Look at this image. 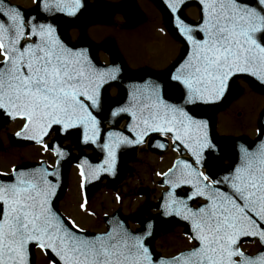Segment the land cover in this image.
Wrapping results in <instances>:
<instances>
[{"label":"snow or ice","instance_id":"snow-or-ice-1","mask_svg":"<svg viewBox=\"0 0 264 264\" xmlns=\"http://www.w3.org/2000/svg\"><path fill=\"white\" fill-rule=\"evenodd\" d=\"M37 3L44 13L68 16L82 6L81 0ZM200 4L199 38L193 29L177 25L190 45L187 58L170 77L182 89L183 104L166 102L157 87L148 86L133 111H112L113 117L129 112L133 123L127 131L135 139L108 132L104 163L91 174L111 172L115 149L121 144L141 143L150 132L170 135L175 150L182 146L181 155L189 159L163 173L169 192L161 208L164 215L190 224L189 238L195 246L159 264H264V250L249 258L238 249L241 236L258 238L264 245V141L252 151L241 147L240 163L216 179L211 173L217 163L216 146L207 124L187 107L219 99L237 73L264 83V0H256L255 6L246 0H200ZM169 6L176 10L174 4ZM0 58V112L23 121L17 137L49 150L51 145L44 140L53 130L67 133L79 128L83 143H97L101 129L94 110L101 108L102 86L116 79L117 69H97L84 51L66 46L51 24L25 20L6 0L0 3ZM55 154L63 155L59 148ZM78 167L83 187L88 174L83 164ZM55 175V169H13L9 182L0 181V264H30L32 245L49 255L50 264H156L142 236L118 223L95 237L78 234L73 222H65L54 211L51 198L56 188L49 177ZM185 186L191 191L181 198L176 190ZM200 198L206 202L196 208L188 203Z\"/></svg>","mask_w":264,"mask_h":264},{"label":"rangeland","instance_id":"rangeland-1","mask_svg":"<svg viewBox=\"0 0 264 264\" xmlns=\"http://www.w3.org/2000/svg\"><path fill=\"white\" fill-rule=\"evenodd\" d=\"M23 5H29V0H11ZM187 13L194 15L192 10H187ZM115 16V15H114ZM113 16V17H114ZM145 21L140 23L139 26L133 28H126L125 32L133 30L132 34L136 32L147 33L150 28V25L154 24L152 22V17L149 14L145 13ZM115 18H112L115 21ZM112 20L110 21L112 23ZM91 28V27H90ZM88 28L87 34L90 36H96L93 30ZM90 29V30H89ZM71 34L77 36V30L71 29ZM106 35V34H105ZM99 36V35H98ZM116 43L121 49H125L123 46L118 43L120 37L118 35H112ZM129 38V37H128ZM141 43H136L137 49L134 55H142L144 53V47L146 45L147 36H139ZM99 39V38H98ZM154 50L155 47L151 46ZM144 57V56H143ZM148 65L153 68H158L153 65L154 62L148 59L145 60ZM143 61V62H145ZM238 85V83H237ZM239 90H237V95L223 108L220 109L216 116V121L220 132L227 133H238L240 131H245L246 133L252 135L253 130L258 126L257 119L259 113L264 107V95H257L256 92L248 88L244 83L238 85ZM111 92V91H110ZM225 121V123H223ZM15 124V123H14ZM14 124H8L4 128L0 129V168L7 169L9 166L14 165L19 162L21 155L25 157L26 153L33 152L34 155H37L42 158H47V154L44 155L40 153L41 149L28 150L25 146H13L8 141V133L12 132L17 126ZM174 155V153H173ZM33 157V160L36 157ZM170 155L167 160L170 159ZM166 158H161L158 155L152 154L146 150L142 151L140 154L137 153L135 161L131 162V171L126 175L125 180L120 184L115 191H111L106 187L101 186L97 191L93 192L88 201L90 202V210L95 213L97 220L95 221L93 216L87 215L78 209L79 202V192H78V182L77 177L74 173H69L68 177V189L66 194H64V199L60 203L63 210L67 213H71L75 219L83 225L90 227V229L104 230L105 225L102 222L103 214H109L116 209H119L122 213L127 215H136L142 213L147 215L153 209V204L156 203L157 199L160 197V187L158 185L159 175L158 172L155 174V171H161L169 161H164ZM141 188H147V195H140L139 190ZM76 221V222H77ZM98 223V224H97ZM97 224V226H95ZM134 228L133 224H130ZM160 225L158 227L157 235L155 237L156 247L165 255L172 254L178 250H181L185 247L190 246V243L187 239L183 238L181 235L182 229L180 225H175L171 229H164ZM161 227V228H160ZM253 243L251 241L245 242L242 245V249L250 250L252 252L255 250L253 248ZM35 264H50V261L42 257L40 258V252L35 251Z\"/></svg>","mask_w":264,"mask_h":264},{"label":"water","instance_id":"water-1","mask_svg":"<svg viewBox=\"0 0 264 264\" xmlns=\"http://www.w3.org/2000/svg\"><path fill=\"white\" fill-rule=\"evenodd\" d=\"M1 1L2 0H0V3H3ZM10 6H13V5H10ZM19 10H20V12H21V14L23 15L24 18H28V17L31 18V15H34L38 11V9H33V10H23V9H19ZM80 18H81V16L79 17L78 15L71 16L69 18L64 17V16H60V17H58V19H60L61 22H57L56 21V23L59 24V30L62 31L63 30V27L66 24H68L70 22H74V20H78V19L80 20ZM186 52H188V53H186ZM186 52H183V56H181L183 59L181 58L180 61H179L180 63L178 62L179 63L178 64V67L187 58V56L189 54V51L186 50ZM171 70L167 74L166 73L165 74H154V73H150V72H141V73H138V74H135V75L125 74V70H124V72H123L124 75L122 76L123 77L122 78V81L119 82V84L122 86V88L124 90V93H122V97H123V95H125L127 93V91L125 90V86H126V84L129 83V80H125V79H133V80L140 79L139 81H142V80H144L146 78H150L149 79V86H151L153 83L158 82V81H162L163 78L168 77L170 75ZM148 75H151V76H148ZM237 76H238V73L235 74L234 76H232L229 79V81L227 82V85L225 87V91H224L223 95L219 99H217L215 101H212V102H209V103H198L195 106L189 105V108L191 109V114L194 115V116L200 117L203 114L202 113H199V110H198L199 108L204 109L206 107H219L222 104H224L230 98V96L232 94V91H233V89H232L233 83L232 82H233V80ZM254 83H255V85L258 88L264 90V83H262L261 81H260V83H258V82L255 81ZM132 86H133V84H131L129 87H132ZM262 116H263L262 121H264V113H263ZM103 119L104 118H101V120H103ZM197 119L199 120V118H197ZM116 123H118V121H114L113 124H116ZM1 124H2V120L0 121V126H1ZM150 133H154V132H150ZM209 134H210V128H209ZM131 135H132V137L131 138L128 137V138L129 139H135L134 134L131 133ZM213 143L220 145L221 146L219 148V150H221L220 152L222 154H227L228 157H230L231 159L239 158L240 155H241L237 151V145L240 143L239 141H233V139H228V140H222L221 141V140H217L216 138H213ZM98 145L99 144H97V147H98ZM137 145H138V143L137 144H121V145H119L116 148V150H115L116 163H115L114 167L112 168L111 172L101 171V172H99L98 176H96V178H94V179H93L94 176L91 174V170L92 169H97L99 166L103 165V163H99L96 166L95 162H90L91 160L90 161H87V160L84 161L83 160V162H80V165L83 164V166H84L85 173L88 174V179H87V181H85V184L87 186L86 187L87 193L90 192L92 190V188H95L94 186H97L98 183H99V181L103 177H107L109 183L113 187L117 183H119L122 180L124 174L127 171V169L124 167V162H126V160L131 155L134 154ZM253 145L254 144H252V145H245V146L248 147V148H251V147H253ZM100 146L101 145H99V147L96 149L95 155L96 156L97 155H101V156L103 155L104 158H105L106 157V153H105L103 147H102V149H100ZM55 149L56 148H53L54 151H55ZM61 152L63 154H66L63 151H61ZM63 156L64 155L59 156V160L57 161V167H56V168H61L60 169V174H61V179L62 180L65 179V176H66V167L68 166V164H70L72 161H76V158H77V157H72V156H68V157H63ZM35 170H37V169L34 166H29V167H26L23 171L24 172H33ZM17 171L19 172V171H21V169H17ZM8 178H6L4 180H3V178H0V181L9 182L8 181ZM60 191H61V187L59 188L58 193L56 194L55 198L53 199V202H56V200H57L56 198H58L57 196H58V194H59ZM188 203L190 204L191 201H188ZM106 221H107V224H108V230L112 226H114L115 224H117V223L122 228L125 229L124 224L126 222H125L124 218H122L118 213H114V215L111 216V217H108L106 219ZM176 221L183 222L181 220H178L175 217H170V216L169 217H164V215L163 214H160V213L159 214L150 215L148 218H144L143 216L139 218V222L141 223V227L136 232H133L132 234L141 235L142 236L143 242H144L145 246L149 249L152 258H153V260L156 263L160 259L158 257V255L152 250V245H153V241L152 240H153V235H154V233L156 231V225L159 222H164L166 224H172V223H174ZM149 224H151V228L150 229H147L146 226L149 225ZM145 229L147 231V234H145V231H144ZM186 229H187V232H189L191 234V230L188 227ZM78 234H83V233H78ZM85 235L88 236V237H90V238L97 236L95 234H85ZM241 238H242V236H241ZM32 246H30V254H31ZM30 254H29V261H30V264H32L31 263V255Z\"/></svg>","mask_w":264,"mask_h":264},{"label":"flooded vegetation","instance_id":"flooded-vegetation-1","mask_svg":"<svg viewBox=\"0 0 264 264\" xmlns=\"http://www.w3.org/2000/svg\"><path fill=\"white\" fill-rule=\"evenodd\" d=\"M96 1H100L107 5L113 6L112 11L110 12V14H108L110 15V21L112 20V18L116 17L115 21L112 20V22L121 21L126 18V16H128V19L131 17V20H135L137 19V15L135 13L137 10L139 18V20L137 21L139 22L138 24L132 25L130 28L139 26V23L145 21V13L149 14L152 17L151 21H154V24L150 25L151 29H149L147 33H143L147 36L146 45H148V47H144L145 54L134 55L137 49L136 43H140L139 36L143 34L141 32L132 34L133 30L125 32L124 28H115L114 26L108 29H104L91 24L84 25L80 29L83 35L90 36V34H87V29L90 27V29L93 30L92 32L97 34L96 36H93V40H95L96 43L99 42V40L101 39L100 37L103 34L118 35L121 41L120 44L125 48L124 51L129 59L130 64L133 66V69H140L149 66L150 64L146 63V59L154 62L153 65L157 66L158 68H153L151 66L149 67L158 70L166 69L174 61L180 51V44L174 39L173 36L168 33L165 26L164 15L156 6L153 0H88V2ZM151 46L155 47L156 49L154 50ZM99 48H101V50ZM95 53L99 58H101L103 62L107 63L109 61V51L104 47L102 48L100 45H98ZM115 93L116 91L112 92V95H116ZM76 140L77 136L74 133L70 132L65 136L63 143L66 146L68 145L70 147H74Z\"/></svg>","mask_w":264,"mask_h":264}]
</instances>
